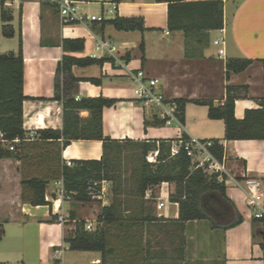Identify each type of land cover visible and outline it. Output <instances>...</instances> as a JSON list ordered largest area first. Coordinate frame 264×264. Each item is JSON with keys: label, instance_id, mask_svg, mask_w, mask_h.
Returning a JSON list of instances; mask_svg holds the SVG:
<instances>
[{"label": "crops", "instance_id": "crops-1", "mask_svg": "<svg viewBox=\"0 0 264 264\" xmlns=\"http://www.w3.org/2000/svg\"><path fill=\"white\" fill-rule=\"evenodd\" d=\"M80 1L84 2V11L97 15L90 9V4L99 6L103 13L107 11L106 6L111 8L118 0ZM198 1L212 0H185ZM224 3V27L210 32L208 46L202 48L194 45L187 49L184 33L171 32L168 28L167 3L127 0L104 22H95L89 26H65L61 23L57 10L51 5L43 4L41 0H8L6 8L13 16L10 25L14 30V37L7 38L3 34L0 6V55L19 52L21 31L25 63L23 92L26 100L23 103V119L26 137L38 130L63 128V103L56 100L55 96L58 66L64 55L111 59L112 62L108 61L103 65L75 66L72 68V76L78 82L71 88L61 74L60 84L65 93L69 92L76 98L103 96L118 100L115 106L104 108L102 115L103 134L113 140L144 142L180 139V132L175 127H146V122H152L155 116L160 120L162 118L158 111L145 106L133 96L135 85L126 75L128 69L143 70L148 78L159 80V91L170 101L211 100L219 104L227 99L226 88L230 86L238 88L232 92L237 97L235 116L238 120L245 117L247 110L259 109L261 101H264V68L259 62L264 60V0H224ZM117 17L143 19L144 30L119 31L109 23ZM222 38L225 39L226 54L219 57L214 41ZM65 39H83L84 49L66 53L63 50ZM99 41L109 43L115 51L97 52L96 45ZM245 59L253 61L251 66L244 72L230 73L227 77V62ZM89 79H98L101 83L93 84ZM89 114V111H82L81 117L86 120ZM182 125L183 132L188 137L211 143L213 139L220 141L224 148L222 161L229 171L224 176L227 195L244 221L226 231L214 230L202 221L187 223L183 232L176 233L177 237L181 233L186 236L185 244L173 245L170 242L171 245L167 247L153 242L151 252L161 249L164 252L158 257L152 255L147 264L183 261L189 249V233L193 226L202 224L219 238L222 264H264L261 238L257 234L259 226L251 219L247 204V181L256 179L262 182L264 179V140H225V123L222 120H211L208 107L194 103L186 105L185 124ZM36 137L27 141H34ZM0 148L8 149L5 145ZM103 153L102 141L77 140L66 147L61 155L68 163L78 160L99 161ZM21 166V161L15 158L0 160V225L4 230L0 240V264H25L29 224L36 227L39 237L40 264L47 258L63 264L65 235L73 231L72 224L75 227L81 220L86 225L95 221L103 207L110 204L106 197L109 183L102 184L101 192L94 196L92 202L82 204L71 198H59V193L64 188L63 183L52 181L47 188L50 206L35 207L22 201ZM42 166L46 168V165ZM164 184L169 186L170 193L171 184ZM149 197L150 191L146 199ZM160 201L165 203V207L162 210L155 209L154 214L173 221L176 226L178 204L171 203L169 198H161ZM151 230L159 239H164L166 232H157L154 227ZM101 259L99 253L91 263L101 262Z\"/></svg>", "mask_w": 264, "mask_h": 264}, {"label": "trees", "instance_id": "trees-1", "mask_svg": "<svg viewBox=\"0 0 264 264\" xmlns=\"http://www.w3.org/2000/svg\"><path fill=\"white\" fill-rule=\"evenodd\" d=\"M7 1L0 0L1 19L4 23L2 30L5 37L12 38L14 30L10 22L13 16L6 8ZM155 2L168 4V28L171 32L184 33L187 49L194 45L202 48L208 46L210 32L224 27L223 0ZM143 22L140 18L121 17L109 21L119 31H143ZM84 45L83 39H65L63 50L66 53L80 52ZM108 61L112 62L111 59L64 55L58 66L55 96L56 100L63 103V128L38 130L34 141H24L27 132L23 119V103L26 97L23 92L25 63L21 31L19 52L0 55V131L8 140H21L15 145L14 151L0 148V160L15 158L21 161L22 201L35 207L50 206L47 201L48 185L52 181H61L65 198L86 204L92 202L94 196L101 192L104 182L112 183L115 196L98 215L97 228L87 231L86 222L81 220L64 237V243L70 251L100 253L101 264H147L152 255L161 256L164 252L162 249L151 252L153 242L163 244L162 238L159 239L151 227L157 232H166L164 239L174 242L176 233L183 232L187 223L208 221L212 229L224 231L242 224L243 216L228 197L225 181L220 182L218 175L208 174L204 169L197 168L183 148L177 155L172 156L174 143L188 141L189 137L184 132L180 139L144 142L113 140L103 134L102 115L103 109L115 106L117 99L101 96L77 100L73 94L65 93L61 89V74L65 83L72 88L78 82L72 76L73 67L103 65ZM259 62L264 68V60ZM252 63V60L247 59L229 60L227 77L230 73L246 71ZM88 81L93 84L101 83L98 79ZM226 90L227 99L219 104L211 100H172L179 107L181 122L185 124L186 105L194 103L207 106L211 120H222L225 123V140H264V101H261L259 109L247 110L245 117L238 120L235 116L237 97L232 94L238 88L228 86ZM85 110L90 112L86 120L81 117V112ZM152 125L163 126L164 121L155 116L152 122H146V127ZM77 140L102 141L104 153L101 160L71 161L72 166H68L62 159V151ZM219 142L218 139L212 140L211 152L216 159L222 161L224 148ZM30 150L38 154L31 155ZM156 152V164L149 163L147 156ZM126 160L136 164L130 176L132 187L124 186L126 168L125 165L123 168V162ZM42 165H46V168ZM262 182L264 184V179ZM164 183L175 185V191L170 194L169 200L179 206L176 226L173 221L154 214L160 198L159 188ZM123 190L124 197H120ZM148 191L150 197L146 199ZM258 226L257 234L261 238L260 245L264 251V230L260 223ZM3 235L4 230L0 225V240Z\"/></svg>", "mask_w": 264, "mask_h": 264}, {"label": "built area", "instance_id": "built-area-1", "mask_svg": "<svg viewBox=\"0 0 264 264\" xmlns=\"http://www.w3.org/2000/svg\"><path fill=\"white\" fill-rule=\"evenodd\" d=\"M42 2L53 6L60 17L61 23L65 26L70 25H83L89 26L92 23L104 22L106 20V13L109 15L114 14L119 5L127 0H118L112 4V7L104 11L101 15H92L83 10L82 4L84 2L80 0H41ZM224 1V0H223ZM214 46L218 48V56L222 57L226 54L225 49V39H217L214 41ZM96 51H107L108 53H113L115 51L114 47H111L109 43L105 41H99L96 45ZM123 67V65H121ZM126 75L134 82L135 87L133 88V96L143 103L159 112L160 117L164 121L166 127H175L180 132V138L183 133V125L179 119V107L178 105L168 100L163 93L159 91V80L150 79L143 70L132 71L128 69ZM77 100L80 98L77 97ZM36 132L30 133L29 136L25 138L24 141L35 138ZM19 138L15 140H8L5 138L4 134L0 131V147L5 145L9 151L15 150V145L20 143ZM211 142H204L195 138L189 137L188 141H179L174 143L172 146V156L179 153L180 149L183 148L188 157L191 158L192 163L197 168H202L208 174L218 175V180L220 182L225 181V175L229 172L224 161H219L215 158L211 152L212 148ZM158 152L150 154V158L156 157ZM148 157V160H150ZM154 160V161H155ZM68 166H72L71 161H68ZM247 186L249 187V193L247 194V204L251 212V219L261 224L264 230V184L263 182L256 179H249L247 181ZM64 188L59 193V198L65 199ZM157 210H162L165 207V203L158 199ZM62 220V218L60 219ZM87 231H93V225L88 223L86 225ZM92 264H101L100 261H94Z\"/></svg>", "mask_w": 264, "mask_h": 264}, {"label": "rangeland", "instance_id": "rangeland-1", "mask_svg": "<svg viewBox=\"0 0 264 264\" xmlns=\"http://www.w3.org/2000/svg\"><path fill=\"white\" fill-rule=\"evenodd\" d=\"M90 9H92V12L99 15L101 14L100 7L97 5H91ZM110 7H105V10H108ZM106 18H110L111 15L105 14ZM133 154L134 152L131 151ZM148 157L150 158V154L147 156V161L151 164H156V160L154 158H150L148 160ZM155 160V161H154ZM125 162V161H124ZM123 162V168L125 165L126 172L124 173L125 178V184L124 186L132 187V180H130L132 168L135 167V163L131 161ZM105 183V182H104ZM103 183V184H104ZM105 185V184H104ZM171 190L169 193V186L165 184L161 185L159 188L158 195L161 196V198H169V194L173 193L175 191V185L171 184ZM113 184L109 182L108 186V194L106 197L108 198V204L111 203L112 199L114 198V194L112 192ZM166 189H165V188ZM166 190V191H165ZM125 190L120 194V197H124ZM126 196H131L127 195ZM96 198V197H95ZM98 199V198H97ZM170 201V200H169ZM96 202L99 203L98 200ZM159 202V201H158ZM157 209V205L155 206ZM97 219L95 221H90L93 225V229L95 230L97 228ZM29 223V222H28ZM204 225H210L208 221H202ZM202 226H193V229L189 233L188 237V252L185 259L183 261L178 263H172V262H166L164 264H222V257H221V247H220V241L217 236L212 234L208 227ZM71 225V224H70ZM74 224L71 225V229L74 230ZM164 237V236H163ZM190 237H192L190 239ZM164 240V241H163ZM187 241L186 236L181 233L178 235V237L175 239L174 242H172L173 245H180L181 243L185 244ZM162 245L169 246L171 245L169 240L162 238ZM26 257H25V264H40L39 262V237L36 231V227L34 225L29 224L27 228V235H26ZM187 244V243H186ZM64 258H63V264H92L91 262L94 260V258L99 256V253L96 252H76V251H70L66 244H64ZM172 249V248H171ZM171 251V250H170ZM12 264H17L16 262H13ZM42 264H62L61 262H57L54 259H43Z\"/></svg>", "mask_w": 264, "mask_h": 264}]
</instances>
